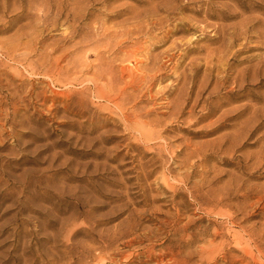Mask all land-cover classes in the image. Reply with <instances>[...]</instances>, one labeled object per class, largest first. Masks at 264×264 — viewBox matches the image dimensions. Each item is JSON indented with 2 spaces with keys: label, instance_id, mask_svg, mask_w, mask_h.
<instances>
[{
  "label": "rangeland",
  "instance_id": "rangeland-1",
  "mask_svg": "<svg viewBox=\"0 0 264 264\" xmlns=\"http://www.w3.org/2000/svg\"><path fill=\"white\" fill-rule=\"evenodd\" d=\"M263 254L264 0H0V264Z\"/></svg>",
  "mask_w": 264,
  "mask_h": 264
},
{
  "label": "bare ground",
  "instance_id": "bare-ground-1",
  "mask_svg": "<svg viewBox=\"0 0 264 264\" xmlns=\"http://www.w3.org/2000/svg\"><path fill=\"white\" fill-rule=\"evenodd\" d=\"M52 9V8H51ZM78 15V14H77ZM142 23V22H141ZM143 25V24H142ZM130 26V25H129ZM97 28V27H96ZM143 28H144V26H143ZM133 29V28H132ZM138 30V29H137ZM106 32V31H105ZM109 33V32H108ZM129 33V32H128ZM103 34V33H102ZM110 34H112V33H110ZM108 36V35H107ZM112 36V35H111ZM128 36V35H127ZM101 38V37H100ZM103 40V39H102ZM5 42V41H4ZM118 43V42H117ZM13 44V43H12ZM3 45H5L4 43H3ZM176 47V46H175ZM137 48V47H136ZM17 49V48H16ZM169 50V49H168ZM5 51V50H4ZM16 51V50H15ZM136 51H137V49H136ZM135 51V49L134 50H132V51H128V54L130 55V54H133L134 52H136ZM229 51V50H228ZM17 52V51H16ZM15 52V53H16ZM217 52V51H216ZM14 55V54H13ZM119 56H120V54H116V58H119ZM156 57V56H155ZM19 58V57H18ZM132 58V57H131ZM20 59V58H19ZM114 59V58H113ZM121 59V58H120ZM14 60V59H13ZM115 60V59H114ZM2 61V60H1ZM102 62V61H101ZM157 62V61H156ZM6 63V62H5ZM107 63V62H106ZM113 63V62H112ZM108 64V63H107ZM111 64V63H110ZM101 65H103L102 63H101ZM100 65V66H101ZM156 65V64H155ZM32 66V65H31ZM113 67H115V65H112ZM105 67H106V65H105ZM104 67V68H105ZM111 67V66H110ZM4 68V67H3ZM51 68V67H50ZM158 68V67H157ZM101 69H102V67H101ZM127 69V68H126ZM152 69V68H151ZM159 69V68H158ZM99 72V71H98ZM127 72V71H126ZM138 72V71H137ZM117 73L114 71V69L111 67V68H105V69H102L101 71H100V73L98 74L97 73V76H98V79L99 80H103V79H106V82H107V85L110 87V89H112V88H114L115 86H116V84H117V81L119 80L118 78H117V75H116ZM124 76V75H123ZM129 76L130 77H133V74L132 73H129ZM141 76V75H140ZM145 77L147 78V79H145ZM154 77H155V75L154 76H151V75H147V76H141V77H138L137 78V74H136V77H133V78H131L130 80H132L131 82H133V80H134V86H138V84L139 83H143L145 80H146V82L149 80V81H152V79H154ZM187 77V76H186ZM122 78V77H121ZM193 80V79H192ZM189 83V82H188ZM129 84V83H128ZM133 84V83H132ZM130 85V84H129ZM128 86V85H127ZM142 86V85H141ZM112 87V88H111ZM118 87V85L115 87V88H117ZM132 87V86H131ZM139 87H140V84H139ZM102 88V87H101ZM114 88V89H115ZM186 88V87H185ZM114 89H112V90H114ZM122 89V88H121ZM149 89V88H148ZM119 90V89H118ZM120 91V90H119ZM202 91V90H201ZM114 92V91H113ZM121 93V92H120ZM143 93V92H142ZM190 93H191V91L189 90H187V91H183L182 90V92H181V94H183V96L181 97V98H184V100H183V103L184 104H186L187 103V98L189 97V95H190ZM116 94H118V93H116ZM197 94V93H196ZM131 95V94H130ZM105 96V95H104ZM118 96H119V94H118ZM125 96V95H124ZM198 96V95H197ZM109 98V97H108ZM117 98V97H116ZM140 98V97H139ZM198 98V97H197ZM197 98L195 99V102L196 101H198L197 100ZM201 98V97H200ZM178 99H179V97L176 99L177 101H178ZM138 100V99H137ZM200 100V99H199ZM115 101H116V99H115ZM174 101V100H173ZM117 102H119V101H117ZM197 105V104H196ZM183 111V110H182ZM145 115V114H144ZM138 120V119H137ZM131 122V121H130ZM145 123H143L142 124V128L144 129V127H145ZM152 125V124H151ZM132 126V125H131ZM135 128H137V127H135ZM154 127H152V129H153ZM155 130V129H154ZM139 131H140V129H139ZM143 131L146 133V135L147 136H150V138H151V136L154 138V136H153V134H154V131L153 130H148V131H145V129L144 130H141L140 132L143 134ZM141 134V135H142ZM145 135V136H146ZM139 136V135H138ZM144 137V136H143ZM152 138V139H153ZM158 138V137H157ZM173 186V185H172ZM175 193V192H174ZM177 213V212H176ZM134 214V213H133ZM175 221V220H174ZM118 233V232H117ZM111 234V233H110ZM109 234V235H110ZM210 235V234H209ZM140 236V235H139ZM188 236V235H187ZM240 240V239H239ZM241 243V242H240ZM255 245V244H254ZM93 247V246H92ZM87 248V247H86ZM222 249V248H221ZM189 250V249H188ZM203 251H204V249H203ZM212 251V250H211ZM220 251V250H219ZM261 251V250H260ZM186 252V251H185ZM262 253V252H261ZM211 254V253H210ZM260 254V253H259ZM193 255V254H192ZM264 255V254H263ZM177 260V259H176ZM178 262V261H177ZM203 264V263H202Z\"/></svg>",
  "mask_w": 264,
  "mask_h": 264
}]
</instances>
